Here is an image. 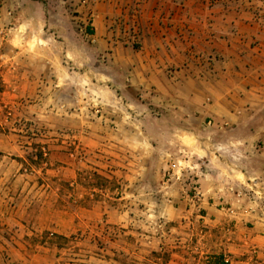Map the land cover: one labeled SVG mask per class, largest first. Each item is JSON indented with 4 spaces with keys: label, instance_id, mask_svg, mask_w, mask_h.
<instances>
[{
    "label": "crops",
    "instance_id": "obj_1",
    "mask_svg": "<svg viewBox=\"0 0 264 264\" xmlns=\"http://www.w3.org/2000/svg\"><path fill=\"white\" fill-rule=\"evenodd\" d=\"M145 3L161 7L167 22L159 47H147V56L135 62L121 61L124 49L112 45V71L96 91L100 114L84 110L82 77L73 76L66 52L61 60L50 49L6 42L7 61L0 67V263L8 254L21 264H40L53 250L60 254L53 264H135L157 250L178 258L187 249L198 253L202 240L209 258L216 254V228L225 231V253H244L264 241L263 224L221 222L223 214L246 212L252 198L264 197V0ZM187 31L198 45L191 53L181 41ZM136 87L146 94L140 103ZM41 149L49 152L38 159ZM92 170L115 189L88 178ZM194 182L215 204L224 198L248 206L226 211L203 200L209 218L215 217L205 234L172 239L168 221L159 225L167 231L160 237L147 234L153 224L138 215L189 214ZM152 198L158 207L148 204ZM43 240L53 249L41 255Z\"/></svg>",
    "mask_w": 264,
    "mask_h": 264
},
{
    "label": "rangeland",
    "instance_id": "obj_2",
    "mask_svg": "<svg viewBox=\"0 0 264 264\" xmlns=\"http://www.w3.org/2000/svg\"><path fill=\"white\" fill-rule=\"evenodd\" d=\"M134 1L0 0V67L7 61L6 58L2 57V52L5 51L7 45L6 42L16 48L26 45L30 48L43 47L44 49H50L51 52L54 51L52 55L61 60L63 53L66 52L64 55L65 62L72 64L73 76L82 77L83 85L81 88L85 90L84 98L88 102L86 104L87 108H84V110L89 115L100 114L101 106L96 102L98 97L96 91L101 84L105 83L103 76L105 74L110 75L112 71L110 68L112 45L119 44L124 49L120 54L121 61H124L125 57H131L135 62H140L147 56L144 53L147 47H159L160 31L167 24L159 15L161 7L148 5L145 0ZM168 25L171 27L175 24L168 23ZM188 31L187 38H181V41L191 53L190 49L198 47V45L191 39L192 34ZM149 32L152 33V38H150ZM155 32L158 34H155ZM125 47H130L131 54L126 52ZM186 56L190 58L191 54H186ZM143 89V87L134 88L133 94L138 103L146 99L143 98L146 95ZM151 108L153 110L158 109L154 104H151ZM47 152H49L47 149L39 150L37 152L38 159L46 158ZM96 173L95 170H92L87 177L92 176L91 180H94L97 176L98 179L100 178L98 184L103 188L115 189L113 187L114 183L103 180L102 175H96ZM170 178L171 174L167 172L166 179ZM96 183L93 181L89 185L94 186ZM188 195L193 199L188 206L194 208L189 214L167 217L163 213L152 212L151 214L138 215L140 220L153 224L152 229L145 232L160 237V234L167 231L162 230L159 225L168 221V223H172L167 226L168 235H172V239L177 240L183 235L192 233L200 236L205 234L209 230L208 223L214 222L215 217L213 216L210 219L207 215V209L203 205L205 203L213 204L215 200L204 199L200 191V184L197 182L192 184L188 190ZM203 200H206V202L203 203ZM251 200L250 206L237 201L231 204L225 202L224 198L217 199V204H214L218 208H225L226 211H229L227 208L232 205L248 206L245 207L246 212L235 214L229 211L227 214H223L221 222H225L229 225L228 227H234L239 222L246 223L248 227H254L257 224H263L264 227V197L252 198ZM155 202H157V199L152 198L148 204L158 207L160 203L157 205ZM143 205H146V203ZM215 222H218V220ZM185 223H196V226H185ZM180 224L181 226H179ZM224 232V230L218 228L213 230L217 238L216 254H210L209 258L207 257L206 241L202 240L200 243L201 250L198 253H193L192 249H187L189 253H186L184 258H178L172 256L171 251L160 252V250H157L142 260L137 259L135 264H264V241L253 242L249 246V251L244 253H225L222 244ZM261 233L264 234V229ZM44 242L45 240L38 245L37 252L41 255L47 254L45 249H53L51 245ZM33 248L35 250L36 247ZM172 249L175 250V248ZM59 256V252L57 255L56 251L50 250L48 258L40 257V264H53ZM0 264L21 263L14 261L10 255L6 254L4 261Z\"/></svg>",
    "mask_w": 264,
    "mask_h": 264
}]
</instances>
